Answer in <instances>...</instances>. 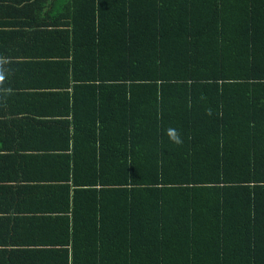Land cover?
<instances>
[{"label":"trees","instance_id":"16d2710c","mask_svg":"<svg viewBox=\"0 0 264 264\" xmlns=\"http://www.w3.org/2000/svg\"><path fill=\"white\" fill-rule=\"evenodd\" d=\"M67 9L72 264H264V0Z\"/></svg>","mask_w":264,"mask_h":264},{"label":"crops","instance_id":"0c3cea01","mask_svg":"<svg viewBox=\"0 0 264 264\" xmlns=\"http://www.w3.org/2000/svg\"><path fill=\"white\" fill-rule=\"evenodd\" d=\"M67 0H0V264H72L56 193L74 84ZM68 37V38H67Z\"/></svg>","mask_w":264,"mask_h":264},{"label":"clouds","instance_id":"9594fccd","mask_svg":"<svg viewBox=\"0 0 264 264\" xmlns=\"http://www.w3.org/2000/svg\"><path fill=\"white\" fill-rule=\"evenodd\" d=\"M9 61L7 58L5 57H0V83H3L4 81V65L7 64ZM168 136H169V139L174 142V143H177V144H180L182 143V140H181V137H180V134L179 132L176 130V129H173V128H169L168 129Z\"/></svg>","mask_w":264,"mask_h":264}]
</instances>
